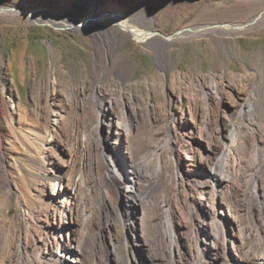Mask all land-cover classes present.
<instances>
[{
    "label": "bare ground",
    "instance_id": "6f19581e",
    "mask_svg": "<svg viewBox=\"0 0 264 264\" xmlns=\"http://www.w3.org/2000/svg\"><path fill=\"white\" fill-rule=\"evenodd\" d=\"M134 1L141 5L128 14L114 2L93 0L82 21L27 13L56 27L84 24L95 50L94 81L74 83L69 106L56 104L65 90L55 88L43 107L35 103L49 133L45 156L17 138L28 151V169L0 158V195L17 185L6 181L12 165L20 179L27 172L34 180L27 195L36 201L21 203L11 227L0 209V264H107L93 244L97 230L108 234L113 264H264V54L256 53L241 74L228 71L225 58L216 74L194 75L184 87L167 54L179 40L222 41L263 27L264 8L244 22L190 26L170 37L150 26L157 10L176 0ZM6 9L0 13H13ZM120 31L155 52L161 74L151 87L164 96L181 90L168 99L167 116L162 104L127 92L136 67L116 62ZM114 73L119 87L105 90ZM7 116L0 90V130ZM142 123L147 132L156 128L154 141ZM141 247L146 262L139 260Z\"/></svg>",
    "mask_w": 264,
    "mask_h": 264
},
{
    "label": "rangeland",
    "instance_id": "374dc122",
    "mask_svg": "<svg viewBox=\"0 0 264 264\" xmlns=\"http://www.w3.org/2000/svg\"><path fill=\"white\" fill-rule=\"evenodd\" d=\"M109 1L118 4L121 11L128 14H133L141 5L140 1L134 0ZM88 2L93 0H0V6L23 10L24 13L43 10L58 15L67 14L82 21L91 15ZM263 8L264 0H235L232 4L226 0H176L175 4L161 6L157 10L150 30L170 36L190 26L240 23L252 18ZM118 38H123V43L117 51L116 62H130L136 67L135 75L126 83L127 92L143 96L149 104H162L167 116L171 109L168 99H175L181 90L169 91L164 96L154 86L151 87V80L158 79L161 74L155 52L128 37L124 31L118 33ZM224 39L221 41L215 35L179 40L167 50L169 59L177 63L172 74L181 79L183 87L193 80L194 75L207 77L216 74L225 58L229 61L228 71L241 74L245 66L254 65L256 53L261 51L264 54V26ZM94 51L91 34L84 28L62 30L40 19L33 21L26 14L0 13V90L8 115L1 122L0 158L10 162L20 161L28 169V151L16 141L17 138L26 140L29 149L39 156H45L49 133H46L45 123L39 120L40 111L35 110L34 105L38 103L40 108L43 107L44 96L50 91L51 96L55 88L65 90L59 95L56 104L69 106L70 87L74 83L89 87L93 84L91 56ZM259 76L262 74L259 73ZM51 81L56 82L55 86L49 85ZM105 84V90H116L120 84L117 74H111ZM117 94L114 91L112 96ZM52 109L54 104L51 103L49 110ZM141 128L146 137H151L153 141L156 139V128L147 132L143 123ZM5 169L9 176L7 183L12 179L17 181L10 195H0V209L4 208L9 216L7 226L11 227L23 201L29 206L36 205V201L27 195V185L32 186L34 180L27 172H24L27 180L20 179L12 165ZM98 232V243L93 244L99 254L105 257V263L113 264L114 256L108 249V234L100 236ZM111 232L115 236L114 231ZM138 256L143 262L150 259L142 247L139 248ZM90 258L93 260L92 254Z\"/></svg>",
    "mask_w": 264,
    "mask_h": 264
},
{
    "label": "water",
    "instance_id": "95a60500",
    "mask_svg": "<svg viewBox=\"0 0 264 264\" xmlns=\"http://www.w3.org/2000/svg\"><path fill=\"white\" fill-rule=\"evenodd\" d=\"M6 11H8V12H10V11H13V12H15V9H6ZM18 13H20V14H26L27 16H29L27 13H21V12H18ZM33 20V19H32ZM34 21V20H33ZM86 23V22H85ZM84 24H71L70 26H65V27H58V28H60V29H62V30H77V28L79 29V28H82V26H83ZM177 33H174V34H172V35H170V37H173L174 35H176Z\"/></svg>",
    "mask_w": 264,
    "mask_h": 264
}]
</instances>
